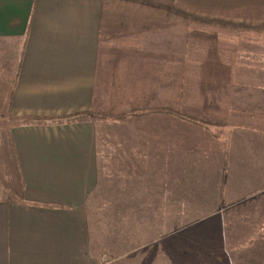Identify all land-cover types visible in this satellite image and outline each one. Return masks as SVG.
Listing matches in <instances>:
<instances>
[{
    "label": "crops",
    "instance_id": "0c3cea01",
    "mask_svg": "<svg viewBox=\"0 0 264 264\" xmlns=\"http://www.w3.org/2000/svg\"><path fill=\"white\" fill-rule=\"evenodd\" d=\"M171 2L0 0V264H103L256 197L264 215V0Z\"/></svg>",
    "mask_w": 264,
    "mask_h": 264
},
{
    "label": "rangeland",
    "instance_id": "374dc122",
    "mask_svg": "<svg viewBox=\"0 0 264 264\" xmlns=\"http://www.w3.org/2000/svg\"><path fill=\"white\" fill-rule=\"evenodd\" d=\"M171 1V0H170ZM215 5L218 0H174V4L178 8H185L186 15L190 18H197L193 14L201 15L204 19L211 17H227L222 4ZM180 6V7H179ZM190 12V15L188 13ZM170 13L176 15L170 9ZM254 18L257 12L251 10L247 12ZM179 16V15H177ZM202 18V19H203ZM186 34L191 32H201L202 30L196 29V27L183 28ZM216 30L217 28H210ZM261 29V28H260ZM262 32V31H260ZM257 33V32H256ZM264 33V32H263ZM262 33V35H264ZM225 33H223L224 36ZM261 34V33H260ZM216 36V32H215ZM226 36V35H225ZM226 39L225 37H223ZM206 45H211L206 44ZM249 48V61H259L257 55L254 54L257 51L258 46L260 50L264 48V43L259 44H246ZM243 47V45H241ZM245 46V45H244ZM241 50V49H240ZM247 51V52H248ZM243 52V51H242ZM240 52V54L242 53ZM200 56V55H199ZM241 56V55H239ZM236 60V54L234 52ZM260 60H264L260 56ZM262 65V64H261ZM259 197L254 200H248L246 209L242 211H235L234 217L227 218V214L223 218L216 217L215 215L196 220V227L190 232L187 229L188 234L185 236H173L167 240L163 239L160 230H155L152 240L154 245L150 242L143 246L139 251H129V245L116 247L109 246L101 258L103 264H264V215L261 210L258 209L263 206L262 203H258ZM260 199V198H259ZM105 208L102 209L107 212L105 216V232L107 239L111 241L114 238V210L113 204L106 203ZM219 214L223 215L224 212ZM102 222V218H100ZM128 223V220H125ZM103 224H100L102 227ZM125 227H128L125 225ZM125 231H128L125 228ZM125 237H129L126 235ZM148 239H151L148 237ZM112 242V241H111ZM143 255V257H142Z\"/></svg>",
    "mask_w": 264,
    "mask_h": 264
},
{
    "label": "trees",
    "instance_id": "16d2710c",
    "mask_svg": "<svg viewBox=\"0 0 264 264\" xmlns=\"http://www.w3.org/2000/svg\"><path fill=\"white\" fill-rule=\"evenodd\" d=\"M81 115H83V114H76L75 117H78V116H81Z\"/></svg>",
    "mask_w": 264,
    "mask_h": 264
}]
</instances>
